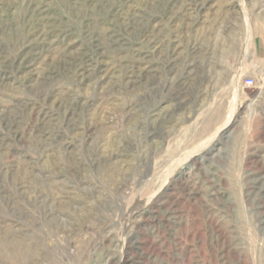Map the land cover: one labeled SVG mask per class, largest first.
Returning a JSON list of instances; mask_svg holds the SVG:
<instances>
[{
    "label": "rangeland",
    "instance_id": "rangeland-1",
    "mask_svg": "<svg viewBox=\"0 0 264 264\" xmlns=\"http://www.w3.org/2000/svg\"><path fill=\"white\" fill-rule=\"evenodd\" d=\"M0 264H264V0H0Z\"/></svg>",
    "mask_w": 264,
    "mask_h": 264
},
{
    "label": "built area",
    "instance_id": "built-area-1",
    "mask_svg": "<svg viewBox=\"0 0 264 264\" xmlns=\"http://www.w3.org/2000/svg\"><path fill=\"white\" fill-rule=\"evenodd\" d=\"M256 84L254 77L249 76L245 80V85L248 87L254 86Z\"/></svg>",
    "mask_w": 264,
    "mask_h": 264
}]
</instances>
